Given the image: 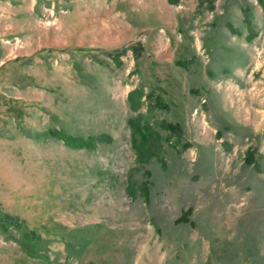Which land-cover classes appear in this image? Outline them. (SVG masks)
<instances>
[{
	"label": "rangeland",
	"instance_id": "374dc122",
	"mask_svg": "<svg viewBox=\"0 0 264 264\" xmlns=\"http://www.w3.org/2000/svg\"><path fill=\"white\" fill-rule=\"evenodd\" d=\"M261 2L0 0V264H264Z\"/></svg>",
	"mask_w": 264,
	"mask_h": 264
},
{
	"label": "trees",
	"instance_id": "16d2710c",
	"mask_svg": "<svg viewBox=\"0 0 264 264\" xmlns=\"http://www.w3.org/2000/svg\"><path fill=\"white\" fill-rule=\"evenodd\" d=\"M261 3L263 4L264 8V3ZM136 94L138 95L137 91H131L127 96L130 108L132 109H138L140 105L137 100ZM157 104L164 107V105L160 101H157ZM127 123L131 130L132 146L135 150L137 160L146 161L150 156L157 154L154 146L158 142V133L154 131L151 125L147 124L146 122H141V117L139 115H137L136 117L128 118ZM169 126L173 128L172 125ZM49 134L63 140V142L70 147H91L97 141L110 139V137L105 134L87 137L68 136L58 130H52L49 132ZM187 212H189V210ZM7 224L18 226L17 218L8 215L3 216L0 219L1 228L5 229ZM23 236L26 240L29 241L33 239V236L35 235L33 232L28 231L24 232Z\"/></svg>",
	"mask_w": 264,
	"mask_h": 264
}]
</instances>
